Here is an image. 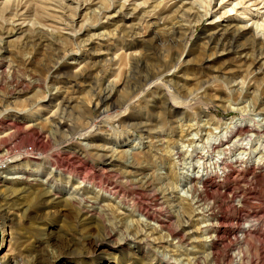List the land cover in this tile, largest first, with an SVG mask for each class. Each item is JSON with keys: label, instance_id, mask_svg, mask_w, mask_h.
Instances as JSON below:
<instances>
[{"label": "rangeland", "instance_id": "obj_1", "mask_svg": "<svg viewBox=\"0 0 264 264\" xmlns=\"http://www.w3.org/2000/svg\"><path fill=\"white\" fill-rule=\"evenodd\" d=\"M5 1L11 0L0 4ZM32 1L45 6L47 0ZM109 1L92 0L78 11L74 29L67 27L77 8L71 0H49L58 12L68 8L66 21L61 13L46 12L57 22L45 23L46 13H37L26 20L25 34L2 39L8 22L0 18V264H46L47 258L57 264H159L165 257L172 264H209L212 252V264H264V61L253 52L264 40V10L242 11L245 5L223 20L220 0L207 18L202 14L209 0H141L136 4L146 1L145 7L134 12L131 4L119 17L124 0ZM232 1L226 6L233 7ZM82 19L95 27L75 36ZM240 29H246L244 36L231 50L221 34ZM21 90L26 93L17 94ZM100 96L106 98L102 103ZM78 143L108 158L153 153L154 165L144 174L168 180L156 186L161 200L155 191L143 194L132 186L129 200L146 204L154 227L166 220L164 233L182 226L197 232L187 236V245L144 231L141 252L133 243L118 252L96 247L92 228L79 233L65 207L42 206L44 194H58L61 203L84 194L102 209L119 208L126 228L138 223L143 230L145 218L132 207L53 167L58 157L80 168L70 156L80 151ZM114 164L122 173L134 171ZM139 174H129L130 180ZM93 175L122 181L117 173ZM20 178L30 181L22 196L18 189L25 186L13 184ZM192 187L210 189V202L223 208L206 214L203 206L189 220L182 208L195 203ZM221 220L219 235L201 233ZM211 236L218 238L212 245Z\"/></svg>", "mask_w": 264, "mask_h": 264}, {"label": "bare ground", "instance_id": "obj_2", "mask_svg": "<svg viewBox=\"0 0 264 264\" xmlns=\"http://www.w3.org/2000/svg\"><path fill=\"white\" fill-rule=\"evenodd\" d=\"M138 1H141V0H124L122 5H121L122 7H121V12L119 14V17H123L126 15L125 13L122 12V10H128V6H130L131 4L136 7V9H134V12L136 10H138V8L146 6V1L141 3V4H136ZM214 1L215 0H209L208 8L206 9L205 14H202L203 15L202 18H204V17L207 18V17L213 16V13L211 10V5ZM220 1H221V5H222L221 9L224 10L223 13L220 15V18L223 20H226V18L228 19L231 16V12L234 13L236 11V14H239V11L237 9H239V8L243 9V7L245 5L247 7L245 10L241 9L242 11H246V12L248 11L249 12V11H252V8H255V9H257L256 13H259L260 10H264V0H234V1H232L231 5L234 3H235V5H232L233 7H231V8L226 6V4L230 0H220ZM33 2H35V1L29 2V0H11V1H5L3 4H0V18L4 17V19L7 20V22H8V24H7L8 27L6 26L5 22H4V24H5L6 28L3 29V27H2V29H3L2 30L3 32L1 31V35L3 36L2 39L4 38V36H12V35L21 34L22 32H24L25 29L27 28V26H25L26 20L29 19L28 17L33 16L34 14H37V13L38 14L39 13L45 14L46 12L47 13L53 12V13H57V14L61 13L59 16L62 17V15L63 16L66 15V12H65L66 9L68 10V8L63 7V8H61L63 11L58 12L56 9L52 8V6H51L52 1L49 2V0H47L45 2L46 4L43 3V0H42L43 5H45V6L37 5L38 3L34 4ZM71 2L75 3L77 5V8L75 10L76 11L75 14L72 17L70 16L72 18L70 25H68V21H67V27L74 29V24L77 22V19L80 18V16L78 17V15H76L78 13V11L80 12L83 9L85 10L93 2H92V0H71ZM132 2H134V3H132ZM55 4L56 3H54V5ZM113 5L112 4L110 5L108 11L111 10ZM227 7L230 9L226 10V9H228ZM40 9H42V10L40 11ZM47 13L45 14L47 16L43 17V22H45V21H47V22L50 21L53 23L57 22L56 19L54 18V15H50ZM8 16L10 18H7ZM50 16H51V18H49ZM214 17H216V15H214ZM56 18H59V17H56ZM32 19H34V18H32ZM59 19L61 20V18H59ZM64 19L65 18H63V20ZM68 20H70V19H68ZM65 21H66V19H65ZM96 23L97 22H95V24ZM80 24H81L80 29L77 30V32H75V36L84 32V30L86 28L92 26V24H91V26L89 24H87V22H85L84 19L81 20ZM95 24L93 23V25H95ZM64 25H66V24H64ZM36 26H38V25H36ZM39 26H41V25H39ZM46 26H48V25H46ZM94 27L92 26V28H94ZM245 30L246 29L237 30V32L233 35H231V33L228 31H224L221 34V37L223 40L228 38V40H230L228 46L230 45L231 50H234L235 49L234 47H236V44L244 36ZM22 34H25V33H22ZM175 35H179V31L178 32L176 31ZM75 36L71 35L70 37L75 38ZM34 37H36V36H34ZM29 38H30V35H29ZM212 40H215L214 36H212L211 41ZM226 43H227V41H226ZM253 52L256 54L257 59L259 58L260 62L264 61V40L260 44H257V46L255 47ZM71 53H72V51H71ZM0 63L3 64L4 60L1 59ZM175 66L176 65H173L172 68H175ZM165 69H166V67H165ZM158 74H161V76H163L164 74H166V72L164 70H161ZM83 75H81V78L85 77ZM148 83L150 84L151 82L148 81ZM24 93H26V92L24 90H21L17 94H24ZM105 99H106L105 96H100V102L101 103ZM173 106H175V108H184V105L182 106V104H177L176 102H175V104H173ZM241 129H244V128L241 127ZM250 130L252 131V129H250ZM246 132L247 131H245V132L240 131V136H242V135L246 136ZM248 132H250V131H248ZM243 133H245V134H243ZM38 134H39V132H38ZM86 134H88V133H86ZM86 134L85 135L80 134V137L81 138L84 137L83 139L94 138V136H92V135L86 136ZM79 147H80V151H78V152L76 151L75 153H72L71 155L70 154L69 155L71 157H73V160H76L79 162L80 168L79 167L74 168L73 165H72L73 167H67L64 163H62V161L58 157L57 158L53 157V162H54L53 167L56 168L59 171V173H61V175H70L72 177L73 181L78 180V181H81V183H84L87 185H92L93 187L98 188L101 192L113 196L115 198V200H118L119 203L122 204L123 208L124 207H126V208L132 207V209H134V212L141 214L145 218V221L142 222V225H143L142 229L143 230L140 229L141 225L138 223H136L137 225L134 226L133 228L131 226L126 228L127 225L125 226L122 219L119 218L120 216L116 215V212L119 208L116 209L115 207H113V208H103L102 209L99 207L100 204L98 202L92 201L91 199H89L84 194L80 197L73 199L72 201H66L63 203L55 201L56 199H58V194L57 195L56 194L55 195L44 194L41 197L40 202H41L42 206H44L45 208H49L51 206L56 207V206H58V204H61V206L65 207L66 210L69 211V213L74 217V220L76 221V226L79 228L78 229L79 233L83 232V229L85 230V228H92V230H91L92 233L90 235L91 237H89V238H91L90 241H93L95 243L96 247L105 246V247L111 248L113 250H116V252H118V251L124 249L125 247L132 248L131 243H133L135 245L134 250L136 249V251H137L135 253H138V252H141L142 250H144V248H145V247H143L144 241L142 239L140 240V237L146 236V234H147V233L144 234V231H150V232H152V234H154V233L161 234V239L166 241L167 243L173 241V240L169 241L168 239H170V238H172V239L178 238V242L184 246H185L186 241L188 239L187 236L188 235H194L195 233H197V232L186 233L183 226H182V228H178L176 231H168V232L164 233V231L167 230V228H168L167 227L168 222L166 220L157 221L159 224V227H157V228L154 227V225L151 224L152 223L151 221L155 220V216L153 215V213L151 211H149L148 207H146V204L140 203L139 201L137 202V200H134V199L129 200L130 190L128 187H130V186H132L134 189H136L137 191H139L143 194L146 192H149V191H155L159 197V200H161V197H160L161 194L158 193L156 186L159 183H161L162 186L166 182H167V184H169L168 180L164 179V177L163 178L159 177L157 174H156L157 176L152 177L153 175H155V173L152 176L144 174L145 171L147 169H149V167L154 165L153 153L141 151L139 153L132 155V157H130L131 154H130V156L128 155L129 153H127V155H123L124 153H122L119 156L118 155L116 156V154L114 156L112 154V156L110 158H108L106 156H94V155H92L89 150H87L86 148H82L81 144H79ZM95 150H97V148ZM63 151H64V152H62L63 154H67L69 152L67 150H63ZM24 159L22 160L23 164H27V163L31 162L30 160H28L25 163ZM50 159L51 158H49V160ZM168 159H169V157H168ZM49 160H46V161H49ZM166 160H167V158H166ZM183 161H185V160H183ZM33 162H34L33 164L35 166L41 165L40 162H39V165H37L38 161H33ZM41 163L42 164H48L46 162H41ZM114 163H118L119 165H123L127 168L134 170V171H133V173L132 172L122 173V171L121 172L119 171L120 169L113 168L115 166ZM26 166L27 165H25L24 168ZM87 168H89V169H87ZM88 170H91V172H89ZM96 171L101 172L105 175H107L108 173H117V174L122 176V181L117 182L116 184L109 183L110 181L105 179L107 177L100 178V177H96L95 175H93V172H96ZM137 173H140L139 175H137L138 178L130 180L129 174H137ZM20 179L21 180H19V181L15 180L16 183H13V184H16L18 186L19 185L25 186L24 188L22 187L21 189H18V190H20V192H19L20 194L19 193L17 194L18 196L19 195L22 196L21 194L24 193L26 190L28 191L29 189H27V188L30 186V184L28 183L30 181L24 182L22 180V178H20ZM47 181L48 182L51 181L50 178H48L46 180V182ZM42 184L39 183L37 185L40 186ZM102 184H104V185H102ZM192 188L193 189L191 190V192L193 193L194 199H196L195 203H194V205L190 204V206L186 205L187 204L186 203V204H184V206L182 208L183 213L187 214L189 220H192L193 217L195 216V214H196L195 209H199V208L201 209V207H203V206H205V207L201 210H203L204 211L203 213H206V214L216 213L217 207L223 208L222 206H220L216 202L215 203H213V201L210 202L211 201L210 198H212L211 195L213 193V192L211 193V191H209L210 189L207 190V189H202L199 187H192ZM170 189H172V188L170 187ZM22 190H25V191L21 192ZM133 191H135V190H133ZM155 192H153V193H155ZM77 194L79 195V193H77ZM217 194H218V192H217ZM43 198H45V199H43ZM162 204H164V203H162ZM187 207H189V208H187ZM223 211H224V213H227L225 210H223ZM223 223H224L223 220H221L220 222H217L216 226L214 228H212L211 230H208V229H206V231L201 230L202 231L201 233L205 234V233H208V231L214 230V233L219 235L221 233L220 227L223 225ZM138 240H140V241H138ZM216 240H218V238H216V237L212 238V236H211L209 238L208 242L211 243V245H212V243L215 242ZM211 255H213V257L208 259L210 261L209 264H212L213 260L216 259V257H214V252H212ZM40 259H41V256H40ZM198 259H200V258H198ZM44 262L46 264H57V259L50 260V258H47L44 260ZM159 264H172V262H170V260H168L167 257H165L163 260L159 261ZM193 264H204V260L200 259L199 262H197V260H196L195 263H193Z\"/></svg>", "mask_w": 264, "mask_h": 264}]
</instances>
